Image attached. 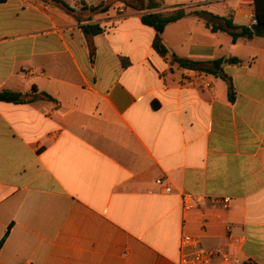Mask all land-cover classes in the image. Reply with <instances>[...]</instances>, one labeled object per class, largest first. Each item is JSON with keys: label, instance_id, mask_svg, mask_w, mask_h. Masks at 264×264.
<instances>
[{"label": "crops", "instance_id": "obj_1", "mask_svg": "<svg viewBox=\"0 0 264 264\" xmlns=\"http://www.w3.org/2000/svg\"><path fill=\"white\" fill-rule=\"evenodd\" d=\"M63 1L72 12L0 2V91L32 98L0 101V264H181L183 235L220 252L211 264H264V28L226 43L186 15L162 33L180 58H223L229 102L218 77L171 68L140 13ZM161 2L254 14L253 0Z\"/></svg>", "mask_w": 264, "mask_h": 264}, {"label": "trees", "instance_id": "obj_2", "mask_svg": "<svg viewBox=\"0 0 264 264\" xmlns=\"http://www.w3.org/2000/svg\"><path fill=\"white\" fill-rule=\"evenodd\" d=\"M2 1L4 0H0V2ZM42 1L56 5L69 13L72 12V9H70L63 0ZM115 2L122 3L125 8H129L140 13L141 23L151 27L154 30L152 48L161 58L169 63L171 68L172 66H177L179 68L194 70L196 73L210 74L218 77L226 84L229 102L233 101V85L231 78L223 71V58L206 61L180 58L169 51V49L165 46L162 40V33L168 24L176 22L186 15H194L202 19L205 27L211 32L220 31L228 34L233 44L240 38L251 39L256 28H264V0H253L254 14L257 22L252 27L234 24L230 14L227 16H217L204 11H193L191 13H186L182 7L171 10H159L163 6L161 0H103L98 5L89 7V10L95 14L104 13L109 10L111 5ZM81 29L89 42L93 35L101 32V28L97 24L83 25L81 26ZM227 62L235 64L239 63V60L237 58H229L227 59ZM32 91L35 92L36 89L33 87ZM38 94L44 98H51L45 93ZM31 100L32 98L30 97V94L9 90L0 91V101L2 102L26 103ZM9 229L10 227H8L3 238L0 240V247L2 246L5 238L8 236Z\"/></svg>", "mask_w": 264, "mask_h": 264}, {"label": "built area", "instance_id": "obj_3", "mask_svg": "<svg viewBox=\"0 0 264 264\" xmlns=\"http://www.w3.org/2000/svg\"><path fill=\"white\" fill-rule=\"evenodd\" d=\"M256 18L255 14L250 15V22L249 27L256 24ZM156 183L160 185L162 182L160 179L156 180ZM164 191L166 193L171 192L170 186H164ZM182 199V205L186 208H191L195 205V197L185 192L181 195ZM227 199L224 200L223 205L226 207ZM180 245L183 249L187 248L189 249V254L183 255L181 258L180 263L181 264H211V260L214 256H217L220 254V252H208L205 249H203L200 245L197 239L189 236V235H183L180 241Z\"/></svg>", "mask_w": 264, "mask_h": 264}, {"label": "rangeland", "instance_id": "obj_4", "mask_svg": "<svg viewBox=\"0 0 264 264\" xmlns=\"http://www.w3.org/2000/svg\"><path fill=\"white\" fill-rule=\"evenodd\" d=\"M220 37H221L220 38L221 41H224L226 43H227V41H229V35L226 33L221 34Z\"/></svg>", "mask_w": 264, "mask_h": 264}]
</instances>
